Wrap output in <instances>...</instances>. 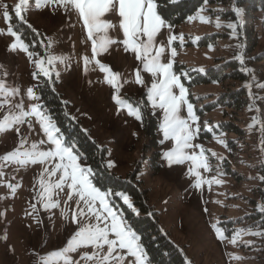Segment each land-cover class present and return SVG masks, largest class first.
Here are the masks:
<instances>
[{"label": "rangeland", "instance_id": "rangeland-1", "mask_svg": "<svg viewBox=\"0 0 264 264\" xmlns=\"http://www.w3.org/2000/svg\"><path fill=\"white\" fill-rule=\"evenodd\" d=\"M2 2L10 6L11 13L19 0ZM201 8L204 10L200 11L199 15L206 17L209 22H201L198 17L191 21L187 18L182 24L173 26V32L176 35L183 34L184 37L182 45L177 40L172 46L177 49L174 71L177 74L187 73V76H181L188 89L187 99L190 101L189 95L192 92L204 95L212 92L217 95L224 90L221 85L201 86L195 83L189 85L188 82H193L198 69L203 68L202 73H205L209 67H217L230 59L239 62L236 57L240 54L244 57L242 68L252 70L248 73V81L254 76L256 81L264 83V56L261 54L264 49V28L261 27H264V24L259 25L258 46L253 51L246 52L245 42L239 37L240 31H237L236 27L235 30L229 28L228 24H235L219 14L225 12L226 7L207 2L198 10ZM198 10L189 16L196 15ZM24 15L27 23H22L13 15L12 26L14 30H19L24 42L29 44V51L39 54L34 55L32 60L22 50H9V46L15 40L7 34L9 22L0 14V30H4V34H0V82L9 87L19 88V95L13 102H19L23 98L25 110H29L35 103L43 106L39 86L49 82L68 104V117L78 122L90 138L105 148L106 162L112 161L115 165L110 168L113 173L126 176L137 166H141L139 172L141 184L148 190L150 202L159 213V225L168 238L181 249L188 261L194 264H264V236L247 234L249 230L264 232V226L258 223L261 217L254 216V213L258 212V204L262 203L261 188L264 187V181L258 178L264 175L261 125L258 124L248 130L250 142L248 145L242 144V140L235 142V134L224 129L222 125H218L217 131H214L211 137L204 134V128L200 125L204 126L208 121L207 125L212 126L209 120H213L217 125V121L222 119L220 110L207 114L202 121L199 120L200 132L194 143L202 145L207 150L206 155L212 167V171L204 175L207 178L215 176L224 183L212 184L211 190L207 184L202 188H195L192 185L196 178L188 175L187 163L168 166L164 153L174 146V141H165L160 128L152 140L145 134L143 123L129 115L126 108L118 110V105L113 99L114 89L106 83V73L94 62L89 64V70L85 73L82 57L86 54L92 58L91 41H86L82 21L76 13L66 15L59 7L53 11L51 5L37 10L35 0H29V7ZM106 18L117 25L109 34L114 39L122 40L118 18L115 16ZM242 18V16L239 18L241 22ZM217 20L220 27L216 26ZM166 38L164 35L158 40L163 39L166 42ZM49 40L52 42L51 45L48 44ZM49 54L64 58V62L57 60L55 63L59 77L56 78L54 73L52 80H48L42 74L39 78L34 77L33 73L37 71V67L33 61ZM260 55L262 57H259ZM96 59L109 65L113 72L120 74L121 97L132 100L144 97L147 103L144 96L145 88L133 82L135 69L138 67L134 54L125 52L123 45L117 43L111 45L107 52ZM141 75L146 83H150L147 74L142 72ZM29 87L33 88L35 95L40 98L39 101L32 100L26 95ZM252 92L257 96L256 103L260 114L264 111V100H260L259 97L264 96V90L253 85ZM146 109L159 119L161 125L162 111L153 112L150 104ZM248 110L249 108L247 112ZM43 111L48 114L44 106ZM256 113L250 110L246 113L248 125L252 123V117L256 116ZM6 114L5 106L0 109V119ZM184 114L186 115V109ZM29 119L32 128L28 127L27 122L19 125L20 136L15 128L0 132V158L15 150L20 138L27 139L26 147L33 142L46 141L47 138L37 119L35 117ZM261 124H264V121H261ZM218 140L225 141L227 148L218 143ZM230 142H234L236 146L233 147ZM74 146L78 151L77 146ZM40 148L46 150L48 144L40 145ZM212 152L223 159L212 156ZM78 153L81 157L80 163L89 166L81 153L79 151ZM45 167L48 165L8 164L2 169L4 175L0 177V264H39L41 257L63 249L78 230V225L72 220L76 197L73 196L71 201L65 203L70 189L65 187L63 191L57 190L53 195V200L59 201L58 208L45 210L42 202H37L41 173ZM56 178L51 179L54 182ZM44 179L46 181L48 179L46 174ZM8 184L16 186L14 193L7 187ZM123 194L129 196L133 204L132 196L127 192ZM113 198L112 196L111 200L114 202ZM33 204L38 211L33 210ZM115 207L125 218L122 209L116 205ZM62 212L67 213V218ZM127 223L129 224L128 220ZM213 224L223 230L226 239L223 241L218 239ZM240 230L244 231L240 232L237 242L230 243L233 234ZM92 251V247H81L69 255L72 260H79L80 264H94L92 261L80 260L84 252ZM229 254L242 259H233ZM132 259L128 257V260ZM54 264H63V260H54ZM146 264H151L148 258Z\"/></svg>", "mask_w": 264, "mask_h": 264}, {"label": "snow or ice", "instance_id": "snow-or-ice-1", "mask_svg": "<svg viewBox=\"0 0 264 264\" xmlns=\"http://www.w3.org/2000/svg\"><path fill=\"white\" fill-rule=\"evenodd\" d=\"M177 2L178 0H35V8L39 10L46 5H51L53 11L59 7L63 9L66 15L71 12L76 13L82 21L86 41H91L92 58L90 59L86 54L82 57L85 73L89 70V64L94 62L101 71L106 73L105 81L114 89L113 99L118 105V110L126 108L129 115L134 116L141 123H143V109L149 104L153 112L162 111L160 130L164 140L174 141V146L164 153L168 166L187 163L189 165L188 175L196 178L192 186L202 188L207 184L211 190L212 184L221 185L224 181L215 176L207 178L204 175V173L211 172L212 167L209 164L208 155H206L207 150L202 145L194 143L200 132V126L194 105L187 99L188 89L181 80V76H187V73L177 74L174 71L177 49L172 45L177 40L182 45L184 37L183 34L176 35L173 32V25L164 18L162 11L164 3ZM204 2L207 3V0ZM28 7L29 0H19L10 13V6L0 0V14L9 22L6 29L7 34L14 37L15 40L9 46V50H22L32 60L34 55L39 54L29 51V44L24 42L19 30H14L12 26L13 15L22 23H27L24 13L27 12ZM203 10L201 8L196 15L189 16L188 19L191 21L198 17L201 22H209L206 17L199 15V12ZM233 10L237 15L242 14V10L238 7ZM110 16L118 18V27L123 35L122 40L114 39L109 34L110 30L117 27L111 19L106 18ZM216 26H221L219 20H217ZM227 26L233 30L236 27L233 24ZM29 27L31 26L29 25ZM0 34H4V30H0ZM164 35L167 37L166 42L163 39L158 40ZM51 43L49 40L48 44L51 45ZM117 43L123 45L125 52L134 54L138 61L133 82L145 88L144 96L147 103L144 97L139 100L121 97L119 95L122 87L120 74L113 72L109 65H105L96 59L97 56L107 52L111 45ZM166 54L167 61H165ZM236 58L241 65H244L243 54ZM57 60L64 62L63 57L51 54L34 60L33 63L36 65L37 71L33 73V76L39 78L42 74L43 77L52 80L54 73L55 77L58 78L59 72L55 70ZM198 71L203 72L204 69L200 68ZM242 71L252 72L246 67L242 68ZM142 72L149 76L150 83L145 82L141 75ZM253 85L264 90V83L256 81L255 77L252 76L250 81H246L244 85L251 98L249 110L259 113L260 109L256 103L257 96L252 92ZM19 91L18 87H9L0 82V100H2L0 109L7 107V114L0 119V132L15 128L18 136H20L18 126L27 122L28 127L32 128L29 118L35 117L47 139L46 141L41 140L39 143L33 142L29 147H26L27 139L20 138L18 147L0 158V177L4 175L3 167L8 164L19 166L37 163L47 164L48 167H45L41 173L37 202H42L45 210L58 208L60 206L59 201L53 200V195L57 190L63 191L65 187L70 189L66 204L73 199V196L76 197V207L72 211V220L78 225V230L70 237L63 249L49 253L46 257H41L39 264H54V260H63V264H80L79 260H72L69 254L81 247L93 248L91 253L84 252L80 256V260L92 261L94 264H125V261L127 264H146L147 254L140 243V236L127 223L123 215L117 211L111 200L113 195L121 197L123 202L136 215H139L138 210L131 202V198L123 193L114 194L111 191L102 190L94 182L95 173L93 169L80 163L81 157L74 144L65 138L64 133L53 121V118L43 111L42 105L35 103L31 105L29 110H25L23 98L19 102H13L14 98L19 95ZM26 95L35 101L40 99L31 87L26 90ZM259 99L264 100V96L259 97ZM185 109L186 115L184 114ZM257 124L261 125V151L264 152V124H261L259 115L252 117L249 130ZM211 130L209 127V131ZM45 143L48 144V148L43 150L40 145ZM218 143L227 148L225 141L218 140ZM211 155L217 156L214 152ZM217 159H223V157L217 156ZM114 166L112 161L106 164L108 168ZM58 173L59 176H57ZM45 174L48 177L47 181L44 179ZM52 177H57L54 182ZM258 178L264 181V175ZM7 187L13 193L16 191V186L12 184H8ZM33 210L38 211L35 204H33ZM257 210L264 213V203L258 204ZM62 215L67 218L66 212H62ZM212 227L216 231L218 239L221 241L226 239L222 229L217 228L215 224ZM243 231L234 233L230 243L235 244L240 232ZM247 234L264 236V232L260 231L252 232L249 230ZM229 255L232 256V254ZM128 257L133 259L128 260ZM232 258L242 259L239 256H232Z\"/></svg>", "mask_w": 264, "mask_h": 264}, {"label": "trees", "instance_id": "trees-1", "mask_svg": "<svg viewBox=\"0 0 264 264\" xmlns=\"http://www.w3.org/2000/svg\"><path fill=\"white\" fill-rule=\"evenodd\" d=\"M207 2L226 7V11L219 14L236 25V30L240 31L239 37L245 42L246 52L253 51L258 46L259 25L264 24V0H207ZM204 4V0H180L177 3H164L162 11L164 18L176 27ZM235 7L242 10L241 15H237L233 10ZM241 16L243 17L242 22L239 19ZM261 54L264 56V49ZM248 80V73L242 71V65L238 61L230 59L217 67H209L205 73L197 71L193 82H188L189 85L191 83L201 86L221 85L224 89L217 95L212 92L208 95L192 92L189 95L195 108V114L200 121L209 113L217 110L222 112V119L217 121V125L213 120H209L212 126L207 125L208 121L204 126L200 125L201 128H204V134L207 137H211L213 132L217 131L218 125H222L224 129L235 134V142L242 140V144L250 145L249 125L245 115L249 113L247 109L251 98L248 90L244 87ZM39 88V95L48 115L53 118L65 138L77 146L83 159L93 169L94 182L102 190L111 191L114 194L127 192L132 196L133 204L139 215H136L131 208L124 204L119 196L113 195V203L122 209L130 226L140 236V242L147 254L148 261L151 264H194L187 260L181 249L168 238L159 225V213L155 211L150 202L148 190L141 184L142 181L139 177L141 166H137L126 176L113 173L110 168L106 167L105 148L100 147L96 140L90 138L78 122L68 117V104L63 101L62 95L54 90L49 82ZM256 115L260 116L262 122L264 121V111L260 114L256 113ZM143 125L145 134L153 140L160 128V121L146 108L143 109ZM209 127L212 129L211 131H209ZM230 143L233 147L236 146L234 142ZM159 168L160 165H158ZM261 200L264 203V187L261 188ZM254 216L261 217L258 223L264 226V213L258 211L254 213Z\"/></svg>", "mask_w": 264, "mask_h": 264}]
</instances>
